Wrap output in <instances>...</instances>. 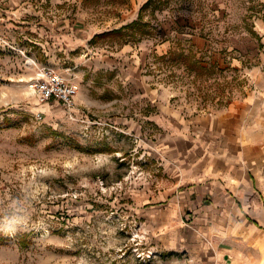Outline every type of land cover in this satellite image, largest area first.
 Returning a JSON list of instances; mask_svg holds the SVG:
<instances>
[{"label": "rangeland", "instance_id": "rangeland-1", "mask_svg": "<svg viewBox=\"0 0 264 264\" xmlns=\"http://www.w3.org/2000/svg\"><path fill=\"white\" fill-rule=\"evenodd\" d=\"M143 1L84 0L94 31L73 33L72 21L83 25L79 0H23L15 19V7L0 0V264H158L157 257L143 263L130 240L140 220L129 214L128 194L144 186L110 188L129 172L119 156L129 159L146 144L138 126L133 135L116 128L138 119L135 83L123 85L135 72L170 89L185 115L235 101L264 106V0H154L140 19L150 34L140 27L110 33L139 20V10L122 14ZM49 24L71 30L69 42ZM191 35L209 40L223 65L215 61L212 73L193 65L213 62L209 51L190 46ZM162 40L171 42L166 53L153 50ZM147 47L143 66L137 52ZM42 65L78 84L73 110L33 93Z\"/></svg>", "mask_w": 264, "mask_h": 264}, {"label": "crops", "instance_id": "crops-1", "mask_svg": "<svg viewBox=\"0 0 264 264\" xmlns=\"http://www.w3.org/2000/svg\"><path fill=\"white\" fill-rule=\"evenodd\" d=\"M1 1L15 7L9 17L21 18L23 0ZM83 1L78 2L83 25L72 21L73 33L94 31L85 21ZM147 1L124 10L122 18L133 17ZM30 12L39 16L34 8ZM50 26L55 36L61 32ZM68 34L61 35L64 42ZM189 44L223 65L206 38L191 35ZM170 46L162 40L153 50L166 53ZM150 51L137 52L143 66ZM123 81L135 83L131 91L142 104L133 113L138 119L126 118L116 128L131 135L136 126L145 130L141 148L149 152L145 169L153 176L151 185L128 194L129 214L147 231L144 247L155 252L158 264H264V106L235 101L214 112L185 115L172 103L171 90L152 83L142 70Z\"/></svg>", "mask_w": 264, "mask_h": 264}, {"label": "built area", "instance_id": "built-area-1", "mask_svg": "<svg viewBox=\"0 0 264 264\" xmlns=\"http://www.w3.org/2000/svg\"><path fill=\"white\" fill-rule=\"evenodd\" d=\"M31 88L33 93L37 94L41 101L50 102L57 100L69 111L73 110L75 107V98L79 90L78 84L75 81L65 78L60 72L48 65L38 67V71L32 77ZM135 142H139L138 137H135ZM139 147L138 144L132 150L129 159L124 156H119L120 161H127L129 172L122 181H119L110 187L111 189L122 188L124 184L144 186L143 188L151 185L153 176L150 171L145 169V163L147 162L146 160L149 156V152L145 148L139 152ZM101 185L102 188L105 189L104 184L101 183ZM134 226L136 227H132V231L130 232V240L135 242V246L132 250L142 258L143 263H148L155 257V252L144 247V242L147 238V231L141 230V224H136ZM134 229H136V231H134Z\"/></svg>", "mask_w": 264, "mask_h": 264}, {"label": "trees", "instance_id": "trees-1", "mask_svg": "<svg viewBox=\"0 0 264 264\" xmlns=\"http://www.w3.org/2000/svg\"><path fill=\"white\" fill-rule=\"evenodd\" d=\"M153 2H154V0H148L147 2L144 3V5L141 7L140 12H139V17H138L139 20L142 19L143 10L145 8H147L148 6H150ZM139 20H135V21H133V22L127 24V25L121 26L118 29H114L110 33H118V32H122V31H124L125 29H128V28L140 27L141 29H143V33L150 34L151 32L149 30H144L145 27L147 26V24L144 23V22H141V20L140 21ZM105 34H107V33H103L102 35H105ZM169 53H171L170 54V57H172L171 59H174L175 55H176V51L173 50V51H171ZM180 55L182 56L183 54H180ZM165 56H166V54L163 55V57H165ZM203 62H204V60L200 59V60H195L192 64L196 65L197 68H199V70H201V71L202 70H206V71L208 70L210 73H212L214 71L215 67H216V63H214V62L211 63L210 67L208 68L206 65L203 64ZM220 70H223V69H220Z\"/></svg>", "mask_w": 264, "mask_h": 264}]
</instances>
